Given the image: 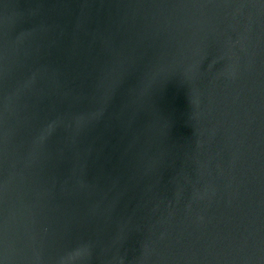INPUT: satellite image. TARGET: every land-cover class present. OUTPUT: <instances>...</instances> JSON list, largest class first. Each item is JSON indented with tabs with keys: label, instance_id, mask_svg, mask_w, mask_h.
<instances>
[{
	"label": "water",
	"instance_id": "obj_1",
	"mask_svg": "<svg viewBox=\"0 0 264 264\" xmlns=\"http://www.w3.org/2000/svg\"><path fill=\"white\" fill-rule=\"evenodd\" d=\"M0 264H264V0H0Z\"/></svg>",
	"mask_w": 264,
	"mask_h": 264
}]
</instances>
